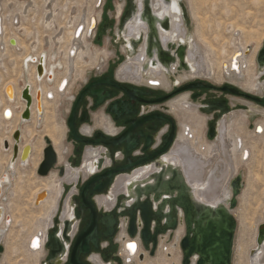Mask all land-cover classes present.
Masks as SVG:
<instances>
[{"label":"bare ground","instance_id":"obj_1","mask_svg":"<svg viewBox=\"0 0 264 264\" xmlns=\"http://www.w3.org/2000/svg\"><path fill=\"white\" fill-rule=\"evenodd\" d=\"M136 1L139 4L136 18L126 25L122 35L123 39L126 41V44L124 45L121 39H119V42L123 45L121 46L122 48L120 50H122L127 55V57H125V62L119 66L115 74L119 81L131 82L136 85H145L154 89L162 88L168 91L169 87L171 86L169 76L174 75L176 76L177 82L190 80V78H205L213 81L227 78V80L233 82L245 80L244 82H247V86L241 88L249 92L259 91V89L263 87V84L258 81L260 76L264 73H254L256 68L255 55L262 44L257 42V46H255L251 54L248 55V53L245 52L246 48H249L247 45L248 42L242 45L238 44L239 46H236L232 51H228L227 46L231 44L230 42L228 43L225 38L217 36L214 39L216 41L222 40V44L216 48L212 42L206 39L204 31H201L203 28H201L200 32H195L196 38L188 36V29L185 27L177 0H169L168 4L163 0H151V8L153 15L156 18H159L160 21L163 20L164 17L169 18L170 30H160L158 32L159 40L164 49L167 48V44L169 42H186L185 62L188 67V71L182 69L177 70L176 65L164 67L160 66L156 61H149L144 54V42L138 45V47L132 53H129V51L132 49L131 39L137 40L140 32H146L145 25L142 24V22L137 18L142 12V3L141 0ZM97 2L98 0L94 1L91 11L84 9L81 12H77L76 14L75 12L74 14L73 12H70V16L67 19L66 24L64 27H60L61 29L58 32V27L56 25L57 11L53 12L51 8L47 11L45 10L46 12H43V18L40 22L46 28L53 29V33L46 35L41 43L35 39L36 41H33L29 45V48H27L24 41L21 42L19 40L16 43L18 37L15 34H13L15 36L5 37V23L2 21L4 18L2 17L1 12L6 7L5 1L0 0L1 58L3 59L5 57V51L8 50L7 42L10 46H16L17 44V46L14 48L15 50H20V52L21 49L25 50L23 54H17L9 57L10 61H14L15 63L17 62L18 66L22 68V72L21 70L18 72L16 71L18 77L17 79H12L11 77L4 79L2 73H6L7 68L4 66L3 70L0 69V128L2 126L5 127L3 130L4 132H0V153L5 154V158L7 160L9 159L5 169L3 167H1L2 170L0 169V242L4 239V236L7 237L10 228L16 223L14 216H11V214L9 215V211L12 209V198L15 195V182L17 178H19L22 171H25L29 164H32L31 162L33 161L35 153H42V150L45 146L44 138H48L50 140L51 145L57 154V164H61L59 166H63L65 169L63 176H59L53 170V172L51 171L46 177H34V183L36 185L32 194L31 205L36 209H40L45 205L48 208L44 214H39L37 216V218L40 220L39 225L26 241L25 251L27 252L26 256L30 258V264H39V261L42 260L44 256V252L46 255L44 248L46 235L52 228L54 219L58 216L61 222L72 219L73 213L70 207V201L71 197L76 193L75 184L77 183L78 178L84 180L95 171V168L92 165L94 159L91 158L92 153H90V147L86 148L87 150L84 153L82 165L76 169L70 167L68 161L64 157L67 152V149L63 146L65 125L64 123L63 126L60 125V123L55 119L57 118V114L55 115V108H57L56 106L58 105L59 107L64 105L65 102H67L66 104L68 105L73 100L72 97H68L67 93L70 82L72 81V77H77L78 75H83L84 73H82V69L84 67L83 65L88 62L86 46L88 40L91 39V37L89 38L88 36L90 20L91 18L96 20L97 17L103 13V9L101 7L100 14H95ZM125 6V0L117 5L116 16L118 20L121 17L120 15L123 14ZM23 13L25 12H18L12 19V22L13 20L17 22L13 23V26L14 29L19 30L18 33L27 34L28 32L26 31L25 27H20ZM188 15L192 22L198 21L200 17V13L196 12V10L193 12H188ZM231 27L233 29L231 35L232 38L234 36L235 39L238 38L237 32H242V34H245L248 38H252L254 36L252 30H250L251 32L245 31L243 28L234 24L231 25ZM92 33L93 32H91V34ZM107 33H109V30ZM53 34L54 36H52ZM117 36H119L118 33ZM9 38H11L10 40L16 38V40L13 39L15 41L14 45L10 44V40L8 41ZM109 41L110 40L107 39L106 43L108 44ZM202 45H205L209 50H203L201 47ZM43 49L46 51L41 52ZM65 50L67 51L65 52ZM208 52L214 53L216 56H218V58L220 56L219 62H216L217 68ZM38 54L39 57H35L38 56ZM92 55L97 56V53L94 52ZM104 55L105 57H110L113 56V53H106ZM56 58H60L61 60H56ZM39 63L42 64V70L44 72L43 78H41V74H37L36 68L39 66ZM80 64H82V67H80ZM11 72L13 73L15 71ZM78 72L80 73L78 74ZM18 80L22 81V85L17 86L16 81ZM26 85L30 87V92L33 98V103L30 110L31 116L30 120L27 122L21 120L20 116L25 108V103L21 99V92ZM4 95L8 101H6ZM187 98L188 97L185 95L173 99L167 103L169 110L175 113V115L179 118V121H181L185 127L184 130L181 128L182 133L179 136L178 142L175 144V147L172 149V151L164 157L163 162L181 169L187 184L193 190L194 197L199 202L216 206L218 203L224 202L226 198L230 197V189L228 184L230 180L236 176L238 170L242 168V166L244 167L242 162L247 159L246 157L248 156V151L244 152L243 154L241 153L242 155H240V157L238 156L239 158L232 157V154L230 153L232 150H229V140H224V131L227 125L225 122H221V124L218 126L220 141L217 144V147L205 141L204 131L206 117L204 115L196 114L188 103ZM5 110H7L6 115H4ZM239 119L241 120H234L236 128L237 126H240L241 122L245 124L247 115L245 113L241 114ZM228 123L230 122L228 121ZM260 123L257 122L256 124L262 126L263 124L261 121ZM229 126L231 127V124L228 125V127ZM39 128H41L40 131H38ZM196 128L198 129L197 131L195 130ZM17 129L21 133L19 151L21 152L24 147L30 146L31 153L28 155V157H26L24 162L17 159L13 163L11 161V147L13 144L11 136L12 133ZM93 129L103 130L107 133L112 132V130H110L109 121H107L105 115L102 112L95 114L93 126L83 127L82 132L84 134H90L91 130ZM186 130L189 132H187V135H184L186 134ZM194 133H200L203 136V141L200 143L202 145L198 144L202 139L199 140V138L196 137ZM37 136H39V143H37L38 146L35 144V138ZM229 137H232V131L229 134ZM237 140V142H239V139ZM4 141L9 142V150H6L3 147ZM244 149L247 150L246 148ZM40 161L41 160L39 159L35 165H38ZM36 167L37 166H35V169ZM153 171L155 170L152 167H143L142 169L135 171L132 176H118L115 182L112 184L108 195L96 197L98 208L110 210L114 204H116V197L119 194L127 193V187L129 185L135 183L137 180H140V177L143 178L148 176ZM256 178L257 180H260L258 172ZM64 184L71 186L72 189L70 190L66 199H64L65 201L63 202L61 208L60 200H62L61 194L65 189ZM41 192H44L45 195H43L41 200L35 204L34 199ZM127 204L130 203L127 202ZM20 226L21 223L19 224V227ZM74 232L75 231L73 229L70 235L71 238L74 236ZM182 233H184V228L180 224L174 233L171 244L167 242L168 240L166 241V239H164V242H162L163 244H161L160 247V252H162L164 256L162 255L161 257L159 252L158 255L160 256V259L157 260L158 262L156 264H176V258L171 259V255L175 257L174 254L177 252L178 255H175L178 257L180 256L181 251L178 252V246L180 239L182 238ZM121 244L124 251L123 253L121 252L122 255H127L126 257L133 256L136 262L138 255L142 253L141 244L138 242V240L127 237L125 241L121 242ZM17 251L18 250L15 252ZM235 251L238 252L237 245ZM167 255H170V258H167ZM178 257L177 260L179 264L181 259ZM128 258L130 259V257ZM249 259L251 264H264V245L257 246L255 241V245L250 252L248 260Z\"/></svg>","mask_w":264,"mask_h":264},{"label":"water","instance_id":"obj_2","mask_svg":"<svg viewBox=\"0 0 264 264\" xmlns=\"http://www.w3.org/2000/svg\"><path fill=\"white\" fill-rule=\"evenodd\" d=\"M163 1L167 4L169 3V0ZM141 3L142 12L137 18L145 25L146 32H140L137 40L131 39L132 49L131 51L127 49L129 53H132L138 45L144 42V54L149 61H156L160 66L164 67L176 65L177 70L182 69L188 71L185 62L186 42H169L167 48L164 49L159 40L158 32L160 30H170L169 18L164 17L161 21L159 18H156L152 12L151 0H141ZM177 3L184 24L188 25L189 15L185 3L183 0H177ZM98 4L100 6L101 1H99ZM125 4L124 12L116 26L119 35L118 37L124 45L126 44V41L122 37L123 32L126 25L136 18L139 8V4L136 0H125ZM98 26L99 23L97 22V19L95 20L94 18H91L88 30L89 37H91V35L93 36ZM100 29L106 32L107 26L101 25ZM91 32H93V34H91ZM14 43L15 41L13 39L10 40L11 45H14ZM245 52L248 53L249 48H246ZM41 63H39L36 70L37 74H41V78H43L44 72ZM255 64L258 69L264 70V42L255 55ZM103 86L118 87L124 90L130 99L134 100L137 99V95L142 94V92L135 88L127 90L124 86L117 84L109 77L89 83L79 94V97L73 104L71 113L66 120L69 136L73 140L85 144L96 145L97 139L104 138L101 133H96L94 139L86 138L82 140L76 128L77 107L81 98L86 91H89V96L93 98L94 106L97 107L101 105L110 94L109 91H106V89L103 88ZM203 86L208 87V84H190L180 88L178 91ZM21 99L25 103V108L20 115L21 120L27 122L30 120V110L33 103L30 87L28 85L23 88ZM126 104L127 103L124 102L122 103L119 110L121 114H131V111H125ZM114 111L115 106H110L109 112ZM6 113L7 110L4 111V115H6ZM152 117L153 116L133 122L130 130L141 122ZM129 131L123 133L118 139L107 140L106 145H123L128 152L133 150L138 144V138L137 135L129 136ZM139 135L141 136L142 134L139 133ZM11 138L13 140L11 147V161L14 163L19 159L24 162L26 157L31 153L30 146L24 147L21 152L19 151L21 133L18 129L12 133ZM168 140L169 137L167 138V142ZM44 142L45 146L42 150V160L36 170L37 176L46 177L53 170H57V174L63 176L65 169L63 166L57 165V154L53 149L50 140L44 138ZM3 147L6 150H9V142L4 141ZM86 150L87 149L82 153L80 166L82 165L83 156ZM100 151L101 152H99L96 147L90 148V153H92L91 158L94 159L92 165L94 166L95 171L87 177V182L84 184L80 192L81 210H89L87 224L79 233L71 238L70 235L73 231L72 222L74 221V218L61 222L58 216V219L53 221V226L47 233L45 241V251L49 257V264H58L59 258L65 253L69 245H71L69 264H81L79 262L81 256L85 255L91 247L98 248V225L104 230V238L111 236L113 226L116 223L114 214L109 213L110 210L104 211L103 209L98 208V206L97 209H95L91 200H89L87 196L92 193H95L96 197L108 195L112 184L115 182V177H113L114 174L123 173L140 166L150 158H138L135 161H131L128 158L125 161V164L109 169V154H104V149L103 151ZM70 167H75L74 160L70 163ZM149 167H152L155 171L151 172L146 177H140V180H137L135 183H132L127 187V193L119 194L116 197V202H118L116 213L125 214V216L129 218V238L137 239L145 249L149 248L150 251L147 254L153 257L155 248L158 247L159 243L163 241L165 237H167L168 241L172 240L173 229L176 227L177 220L179 219L178 222L182 221L184 225V235L179 242L181 251L180 264H232L235 232L237 229L234 210L238 203V197L245 185L242 172H239L237 176L229 182L230 197L226 198L224 202L218 203L216 206H211L199 202L194 197L193 190L187 184L181 169L178 167L165 164L163 160L154 162ZM104 169L107 170L103 171ZM101 171L103 172L101 173ZM124 175H126V173H124ZM43 195H45V193L41 192L36 196L35 204L41 200ZM127 202L130 204H127ZM137 219L136 227L135 223ZM126 238L127 237L124 236L121 239V242L125 241ZM255 241L257 246L264 245V223L257 227ZM2 252L3 248L0 246V253ZM139 259L141 261L143 260V253L139 255Z\"/></svg>","mask_w":264,"mask_h":264},{"label":"rangeland","instance_id":"obj_3","mask_svg":"<svg viewBox=\"0 0 264 264\" xmlns=\"http://www.w3.org/2000/svg\"><path fill=\"white\" fill-rule=\"evenodd\" d=\"M4 1L6 8L2 10L1 14L2 17L4 18V20L2 21H4L5 23L4 24L5 37L16 35L18 39L16 40L15 38V40L16 41L20 40L21 42L24 41L26 47L29 48V45L33 41L38 40L40 41L39 43H41L46 35L53 33V29L46 28L40 22L41 19L43 18V12H46L50 8L53 12L57 11L56 25L58 27L57 29L58 32L61 29L60 27H64V25L66 24L67 19L70 16V12H73V14L75 12L76 14L77 12H81L84 9L91 11L95 0H55V1L54 0L51 1L50 0L47 1L46 0H32V1L8 0L9 2L7 0ZM98 2H97V7H95V11H96L95 14L97 13L100 14L101 7L103 9L102 11L103 13L100 15L101 18L100 16L97 17V22L99 21L98 22L99 26L97 27V31H95L94 34L92 33L93 36L91 35V39H89L87 42L86 54L89 63L87 62L86 64L83 65L84 66L82 69V73L84 72L83 75L81 74L78 75L77 77H72V81L70 82L69 89L67 92L68 97L70 96L74 98L76 96L79 89L83 86L84 81L87 79L88 74L90 73L97 75L102 74L106 70L107 65L111 64V62H113L112 63L113 69L116 72L119 66L122 65L126 60L124 56L125 55L124 52L120 50L122 48L121 46L123 45L119 42V37L117 36V28H116L118 22L116 16V12H117L116 7L117 5H119V3H122L123 0H101V4L99 7H98ZM183 2L187 7V12H193L196 10V12L200 13L199 15L200 17L198 21L192 22L189 18V24L185 25L186 29H188L187 30L188 36H192L193 38H196L195 32L196 33L200 32L201 28H203V30L201 31L202 32L204 31L206 39L212 42V44L215 45L216 48H218V46L222 44L221 43L222 40L216 41L214 39L217 36H221L225 38V40H227L228 43L230 42L231 44L227 46L228 51H232L236 46L246 44V42H248L247 43L249 47L248 55H250L254 47L257 46L258 44L257 42L261 44L264 42V0H183ZM72 8H75L76 10ZM18 12H25L21 17L20 27H25L26 31L28 32L27 34L18 33L19 30L14 29L13 23H16V21L13 20L12 22V19L16 16ZM199 21H203L204 23ZM232 23L234 25H238L239 27L243 28L245 31L251 32L250 30H252L254 36L252 38H248L245 34H242V32H237L238 38L235 39V36L232 38L231 37L233 32V29L231 27V25H233ZM101 25L107 26V31L109 30V33H107V31L104 32L103 30H101L100 29ZM52 36H54V34ZM10 39L11 38H9L8 41ZM107 39L111 40V42L109 41L108 44L106 43ZM7 45L12 48L9 49L7 47L8 50L5 51L6 54L3 59L1 58V54H0V69L3 70L4 66L7 68L6 73L4 72L2 73L4 79L7 77H11L12 79H17L18 78L17 72L19 70H21L22 72V68L18 66L17 62L15 63L14 61H10L9 57L17 54H23L25 50L21 49L20 52V50L18 51L14 49L16 46H10L8 42ZM201 47L203 50L204 49L209 50L205 45H202ZM66 51L67 50H65V52ZM94 52L97 53V56L92 55V53ZM106 53H114V55L110 57L107 56L105 57L104 54ZM209 54H210L209 56L213 59L215 64L216 62H219L220 56L218 58V56H216L214 53H209ZM56 60H61V59L56 58ZM18 62L20 63L19 60ZM80 67H82V64H80ZM216 68H217V64H216ZM11 71H15V72L12 73ZM79 73L80 72H78V74ZM254 73H257L256 68ZM174 77H175L174 80H176V76ZM193 79L196 78H190V80ZM197 79L209 81L210 83L216 86H221L222 84H227V83L243 88L244 86H247V82H244L245 80H239L237 82L236 81L233 82L227 80V78H222L221 80H214V81L205 78H197ZM16 83L17 86L22 85V81L18 80L16 81ZM5 99L6 101H8L6 97ZM71 102L68 105L66 104L67 102H65V104L60 107L59 105L58 106L55 105L57 107L55 108L56 110L55 115L57 114L56 117L58 118L55 119L57 120V122L60 123V125L63 126V123L65 125L64 126L65 136L63 140L64 142L63 146L67 149V152L64 155V157L68 162L70 161V158L72 156V145H71V141L68 139L66 119L70 110ZM97 113L98 112L93 114V120H94V115ZM173 114L175 115V113ZM177 120L181 128L184 130L185 126L181 123V121H179L178 117ZM239 120L241 119H238V121ZM260 121L261 119L258 120V123H260ZM4 129L5 127L2 126L0 128V132H2ZM40 130L41 128L38 129V131ZM195 130L197 131L198 129ZM194 135L198 137L199 140L202 139V135L200 133L198 134L194 133ZM35 140H36L35 144L39 143V136H37ZM202 141L203 139L198 144H200ZM246 142L247 145L253 149L252 151L250 150L251 154L248 153V156L246 157L247 159L244 162H242V164H244V167L242 166V168H240L243 170V181L245 185L241 191V194L238 197V203L234 210L235 219L237 221V229L235 232L232 264H251L250 259L248 260V258L251 250L253 249V246L255 245L257 227L260 224L264 223L263 221L264 136L263 135L259 136L257 134L251 136L247 134ZM5 157H6L5 154L0 153V159H1L0 169L1 167L5 169L6 164L9 160V159L7 160ZM39 159L42 160V153L39 154V152L38 153L36 152L33 161L31 162L32 164H29V166L25 169V171H22L19 178H17L15 182V186H14L15 195L12 198L13 199L12 209L11 211H9V215L11 214V216H14V220L16 223L10 228L7 237L4 236V239L0 242V246L3 248V252L0 254V264H30L29 262L30 258L26 256L27 252L25 251L26 241L27 238L35 231V229L39 225L40 220L37 218V216L39 214H44L48 208L45 205L40 209H36L34 208V206L31 205L32 194L36 185L34 183V177L37 176L36 170L40 162L38 163V165L35 164L37 163V161H39ZM34 165L37 166L36 169ZM57 165H61V164H57ZM54 172L57 174V170L56 171L54 170ZM257 172L259 174L260 180H257L256 178ZM65 186L68 185L64 184V188ZM20 223H21L20 226L21 228L19 227ZM183 234L184 233H182V236ZM162 242L164 241H161L159 243L155 255L153 257H150L141 246L142 252L145 253L144 261L141 262L137 258L135 264H156L158 262L157 260L160 259V256L162 257L163 255L162 252H160L161 244H163ZM169 243L171 244L172 242ZM236 245L238 247V252L235 251ZM118 249L119 250L122 249L121 243L118 245ZM178 249H179L178 252H180L179 246ZM16 250L18 251L15 252ZM158 253L160 256L158 255ZM175 254H177V252ZM175 254H174L175 257L171 255V259L176 258L175 263L178 264V260H177L178 254L177 255ZM45 256L46 255L44 252V256L42 260L39 261V264L41 261L44 260ZM167 258H170V255H167ZM178 258L181 259V252Z\"/></svg>","mask_w":264,"mask_h":264},{"label":"flooded vegetation","instance_id":"obj_4","mask_svg":"<svg viewBox=\"0 0 264 264\" xmlns=\"http://www.w3.org/2000/svg\"><path fill=\"white\" fill-rule=\"evenodd\" d=\"M7 47L12 48L9 47L8 45ZM43 51L46 50L43 49L41 52ZM39 54L38 56L35 55H31V56L39 57ZM124 54H125L124 56L127 57L126 53ZM112 63L113 62L107 65L106 70L102 74L97 75L90 73L88 75L87 79L83 83V86L79 89L76 96L73 98L71 102L70 110L67 118L69 117L71 110L73 108V104L78 99L79 94L87 87L89 83L98 79L109 77L112 80H114L117 84L124 86L127 90H132L133 88H135L138 91L142 92V94L137 95L136 97L137 99L134 100V99H130V97L126 94V92L118 87L103 86V88H105L106 91H109L110 94L109 97L105 99L101 105L96 107L94 106L93 98L89 96V91L85 92L77 107V119H76L77 131L80 137L82 138V140L86 138L94 139L96 133H101L104 136V138L97 139L96 145L85 144L83 142H77L73 140L69 136V131L67 129L68 139L71 141V145H72V156L68 163L70 165V163L74 160L75 161L74 169L80 167L82 153L88 147L90 148L96 147L97 150H99V152H101L100 151L101 149L102 151L104 149L103 153L109 154V158H110L109 169H113L115 167L125 164V161L128 158L131 161H135L138 158L150 157L147 162H145L140 166L127 170L123 173L114 174L113 175V177H115L114 180H116L118 176H121L122 174L124 175V173H126L125 176L127 175L132 176L133 175L132 173H134L136 169L139 170L142 169L143 167L144 168L149 167L154 162L160 160L162 161L164 157L167 154H169L172 151V149L175 147V144L178 142L179 136L182 133L181 126L178 123L177 117L169 110L167 103L173 99L185 95L186 97H188L187 101L190 104V106L193 108L195 113L198 115L199 114L204 115L206 117L204 139L209 144H213L215 145V147H217V144L220 141L218 126L221 124V122L222 123L225 122V124H227L224 131L225 134L224 140L225 141L229 140L228 142L230 147L229 150H232L230 151L232 157L239 158L240 155H242L244 152L247 151H248L247 153L251 154L253 148L247 145L246 142L247 134L251 136H253L254 134L255 135L257 134L259 136L262 135L264 136V126H263L264 125V74L261 75L259 78L260 79L259 81L260 83L263 84V87L259 89V91H255V92L245 91L243 88L230 83L222 84L221 86H216L210 83L209 81L197 79V78L193 80H186L184 82H177L176 80H174L175 78L174 75L169 76L170 78L169 81L171 86L167 91L162 88L154 89L145 85H139V84L136 85L131 82L119 81L116 78L115 75L116 72L113 69ZM262 70L263 69H258L256 67V71L258 73H262V72L264 73V70L263 71ZM195 83L197 84L200 83L202 85L208 84V87L203 86V87H196L192 89L178 91L180 88L186 85L195 84ZM123 102L127 103L125 105V111L126 112L131 111V114H121L119 112ZM112 105L115 106V111L109 112V107ZM96 112H102L105 115V118L107 119V121H109L110 130H112V132L107 133L99 129L97 130L93 129L94 131L91 130L90 134H84L82 132L83 127L92 126L93 114ZM244 113L247 115V120H246L247 122H245L246 124L241 122L240 126H237L236 128L234 120L239 119L240 115ZM151 116L153 117L141 122L139 125H137L136 127L130 130V128L133 125V122L144 120L145 118ZM260 119L263 124L262 126L257 125L255 123L258 122V120ZM228 121L230 123H228ZM230 124L231 127L230 126L228 127V125ZM127 131H129V136L137 135L138 138V144L133 150L128 152L126 151L123 145H106L107 140L118 139V137H120L123 133ZM231 131H232V137H229ZM187 132L189 131L186 130L185 132L186 134L184 135H187ZM139 133H141L142 135L140 136ZM168 137L169 140L167 142ZM237 139H239V142H237L238 141ZM244 148H246L247 150H245ZM106 170L107 169H104L103 171ZM103 171H101V173ZM239 172H242V176H243V170L239 169L238 173ZM86 182H87V178L84 180L78 178V181L75 184L76 193L71 197V201H70V207L73 213L72 218H74V221L72 222L74 224V225L72 224V228L75 231L74 235L79 233L85 227L89 218V210L88 209L81 210V205H80V201H81L80 192ZM71 189H72L71 186H65V189L61 194V199H62L60 200L61 207L63 205V202L65 201L64 199H66ZM87 198L91 200L93 207L97 209L95 193L88 195ZM113 207L112 209H110L109 213L114 214L116 223L113 226V231L111 236L104 238L103 237L104 230L98 225L97 226L98 248L91 247L85 255L81 256L79 258V262L81 264H135L136 263L133 256H128L130 257V259H132L130 260L128 257H126L127 255L126 256L122 255V253L124 252L123 248L120 250L118 249V245L121 243V239L124 236L129 237L128 236L129 218H127L125 214L116 213L118 208V202H116V204H114ZM55 219H58V217H56ZM137 221L138 219L136 220L135 223L136 227H137ZM178 224L179 222L177 220V225L173 229V236L177 229ZM165 239L167 241V237H165ZM141 246L146 253L150 251L149 248L145 249L143 245ZM70 248L71 245L67 247L65 253H63L62 256L59 258L58 264L70 263V257H71ZM156 249L157 248H155L154 255ZM142 253H143L142 261H144L145 253L144 252ZM138 260L141 261L139 259V255H138ZM41 264H49V257L47 253Z\"/></svg>","mask_w":264,"mask_h":264},{"label":"built area","instance_id":"obj_5","mask_svg":"<svg viewBox=\"0 0 264 264\" xmlns=\"http://www.w3.org/2000/svg\"><path fill=\"white\" fill-rule=\"evenodd\" d=\"M178 220H179V219H178ZM180 224H181V225L183 226V228H184V225H183L182 221H181V222L179 221L178 226H179ZM178 226H177V228H178ZM183 235H184V234H183ZM182 237H183V236H182Z\"/></svg>","mask_w":264,"mask_h":264}]
</instances>
